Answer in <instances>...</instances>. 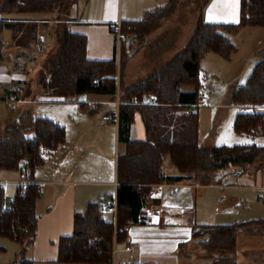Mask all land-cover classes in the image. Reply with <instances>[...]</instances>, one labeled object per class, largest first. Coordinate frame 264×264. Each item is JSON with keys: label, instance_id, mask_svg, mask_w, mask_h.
Returning <instances> with one entry per match:
<instances>
[{"label": "trees", "instance_id": "16d2710c", "mask_svg": "<svg viewBox=\"0 0 264 264\" xmlns=\"http://www.w3.org/2000/svg\"><path fill=\"white\" fill-rule=\"evenodd\" d=\"M180 0H161L146 9L138 19L120 20V31L131 41L129 33L142 35L169 17ZM68 0H1V14L9 12L46 13L64 6ZM10 23L0 18V59L5 42L1 32ZM248 26H264V0H240L239 19L235 23L207 22L198 17L183 47L166 63L142 80L121 88L119 127L126 128L137 110L146 137L126 141V149L116 159V215L112 220L104 214L103 198L87 203L83 212L73 215L72 231L57 241L58 262L112 264L114 243L125 242L128 220H135L145 201V194L155 183L173 178H188L196 184L210 182L214 172L238 166L243 170L263 164L264 146L251 144H216L206 147L198 141V115L186 108L200 101V61L209 52L229 59L235 46L228 36ZM113 30V25H111ZM36 26L27 24L25 32L14 34L17 44L28 48L36 36ZM58 48L41 65L37 84L42 94L74 100L85 92L113 95L118 88L117 64L113 56L107 60L89 59L85 53L86 36L57 24ZM114 31V30H113ZM28 34V35H27ZM191 85L192 89H183ZM119 89V88H118ZM147 97L155 102L144 103ZM230 102L245 106L233 119L237 133L256 134L264 129V114L256 106L264 105V53L260 54L242 83L235 84ZM66 141L64 127L46 116L22 111L10 119L0 132V170H20L28 182L18 183L13 196L5 199L0 181V236L15 241L18 249L9 264H33L26 250L34 240L38 214L35 210L40 185L33 182V170L45 162L46 156ZM176 171L165 172V161ZM29 174V175H27ZM253 224H264V218L228 224H197L193 236L207 238L201 242L203 254L215 257L214 263L235 264V238L238 232ZM0 248H3L0 246Z\"/></svg>", "mask_w": 264, "mask_h": 264}, {"label": "crops", "instance_id": "0c3cea01", "mask_svg": "<svg viewBox=\"0 0 264 264\" xmlns=\"http://www.w3.org/2000/svg\"><path fill=\"white\" fill-rule=\"evenodd\" d=\"M160 1L83 0L79 4L78 0H68L66 5L54 9L51 11L52 13L31 14L10 12L1 15L2 17L0 18L10 23H21L23 26L27 24L36 26V36L33 42L36 49H38V42L40 41L45 46V26L52 21L55 22L56 28L57 24L61 22L69 30L84 34L86 36L85 53L89 59L107 60L115 56L117 73L119 72L117 79L123 88L142 80L153 70L148 71L146 75L134 79L123 76L122 55L125 51L130 53V50L126 49V45L128 46L129 43L120 44L111 25L123 19H138L146 9L152 8ZM179 6L176 8L177 10L180 8ZM239 13L240 0H202L197 15L192 14V17H189V14L188 17H184L183 35L185 38L182 37L174 45L171 44V49L168 51L170 53L166 55L164 60H158L157 65L155 64V69L166 63L171 56H174L183 47L198 17L207 22L235 23L239 19ZM51 14L52 16H49ZM177 14L172 15L170 19H167V17L162 20L159 26L168 22L167 20H171ZM18 28L19 25L14 24L4 26L2 29V38L5 44H9L10 47L13 46V50L18 48L17 50L19 51L15 52L14 55L12 52H9L5 57L8 60L0 61V86L2 87L0 99L11 98L15 99L18 103H22L26 98L24 97L25 94L28 95V83H31V81L34 84L37 83L39 74H33V78L32 76L24 75V63L30 62L33 59L28 58V60L26 57L25 60L21 58L28 48L16 43L13 35L14 30L18 31L17 33L20 32ZM232 34H228L230 39H232ZM257 47L256 50L253 49L255 61L260 54L264 53V45H262L261 49H259L260 46ZM18 58L23 59V62L20 63H23L21 65L23 67H16ZM40 61L42 65L45 60L41 59ZM9 67L10 69H8ZM21 68L23 71L19 70ZM235 84L238 83L235 81L230 83L223 100L217 103L219 109H224L230 104H235L230 102V94ZM183 89H185L184 86ZM19 91L23 94L22 98L18 96L20 94ZM85 93L93 94V92ZM94 94L98 95V97L91 99V102L79 97L74 100H63L42 93L37 94L40 99L55 100L63 103L77 102V105H74V114L76 116H80L81 112L92 113L94 105L102 104V109L97 113L95 128L97 132L101 133V130L108 128L107 123L112 122L113 129L112 131L111 129L108 131H110L113 141L109 163L110 168L107 167L106 170H103L102 155L99 147L92 150L89 146L83 144V140L81 139L85 136L87 128L92 129V125L87 126V122H83L82 125L77 124V126H72V131L68 132L66 126L61 124V120L58 118L62 114L59 113L58 117L48 116V118L64 127L66 141L59 149L61 154L57 159H54L51 166L44 171L34 169L32 173L31 181L40 185L39 196L35 204V210L38 214L36 235L32 244L26 250V256L33 260V264H89L85 262H58L56 260L57 241L61 235L71 233L75 212H83L87 203L98 198L109 199L115 196L117 187L116 159L117 155L126 149L125 139L133 141L143 140L146 137L145 128L137 110L134 111L132 119L126 128L119 127L121 100L118 88H116V92L113 95L105 93ZM101 95L104 97H100ZM116 96L119 101L117 119L103 120V114L114 111ZM197 107L198 104H196L194 110ZM197 115H199L198 112ZM80 118H83V116ZM7 122L5 121L2 127ZM76 123H79L78 120ZM199 126L198 116V141L199 139H211L206 137ZM233 132L228 135L232 139L246 140L243 142L241 140H234L236 142L230 143L219 142L218 144L254 143L264 146V133L259 132L251 135ZM234 134L235 137H233ZM70 135L73 136L72 139H70ZM69 139L71 143L69 149H66ZM118 144L120 145L119 150ZM200 144L211 147L217 143L200 142ZM76 158L79 160L77 163H74ZM260 161L263 164L255 168L243 170V173L237 176H232L229 173V169L213 173L211 185H215L221 188V190L233 189V194H238V196L231 198L230 203L221 207L225 213L223 216L224 221L218 222L219 224L264 218V214L259 215L253 212L254 209L259 207L257 203H260V206L264 208V159L261 158ZM165 172L171 176L176 174V171L169 169H165ZM23 175L25 174L23 173ZM8 180L15 181L16 185L28 182L26 175L24 178L21 177L15 180L0 177L2 183ZM207 185L196 184L188 178L181 181L171 178L153 184L147 193L154 195L155 198H152V201L148 202V199L144 195L145 201L140 208L137 218L135 220H128L125 226V242L114 243L112 264H227L225 262L214 263V256L208 257L203 254L201 242L207 238L206 236H202L201 238L193 236V230L197 224L211 222L203 220L205 215H203L202 210L198 211L196 205L199 190ZM246 190L252 192L248 198L245 195H241ZM227 196L223 192L220 200H226ZM103 213L113 219L112 213ZM243 236L245 238L242 240ZM127 243H132L135 246L133 252L124 249ZM0 246L3 247L0 249H4V245ZM234 259L235 264H264V224H253L238 232L235 238Z\"/></svg>", "mask_w": 264, "mask_h": 264}, {"label": "rangeland", "instance_id": "374dc122", "mask_svg": "<svg viewBox=\"0 0 264 264\" xmlns=\"http://www.w3.org/2000/svg\"><path fill=\"white\" fill-rule=\"evenodd\" d=\"M78 2L80 4L83 2V0H78ZM201 2L202 0H180V3L178 4L180 5V8L178 10L176 9L167 19H170L172 15L178 13L177 16L171 18V20H167L168 22H165L160 26L158 24L149 32L142 35H134L129 33V35H131V41L129 42L128 46L126 45V49H129L130 53L125 51L122 55L121 61L123 65V76H125V78L134 79L146 75L150 70H154L155 66L157 65L156 63H158V60H164L166 58V55L170 53L168 51H170L171 49V44L174 45L176 41L184 37V17H188L189 14V17H192V14L197 15L200 9ZM49 16H52V14ZM57 30L58 28H56V24L54 21L48 23L45 26L44 33V40L46 41L45 46H43L42 41H40L38 42V49H36V47L34 48L35 43H32V45L28 47L26 53L21 58L25 59L27 57L26 59L29 58L33 60L24 63V71L22 70V68L19 69L24 72V75L32 76L33 74H39L41 70L40 60H46L49 55L54 54V52L57 51ZM19 31L20 32L17 33L18 31L14 30V34L17 36V34L24 33L25 26L20 27ZM231 38V41L235 46V50L231 54V57L229 59L222 58L214 52H209L200 61V87L201 89L209 90L210 94L207 99H200L196 111L199 114V127L202 128L203 133H205L206 137L211 138L199 139L201 143L216 142L218 144L219 142L230 143L236 142L234 140H241V142L246 140L232 139L228 135L229 133H234L232 123L235 114L238 111H242L247 108L237 104H230L224 109H219L217 103L220 100H223L231 82L235 81L237 83H242L248 77L255 62L253 49L256 50L258 48L257 46H260L259 49H261L262 45H264V26L241 28L233 32ZM13 48V46L10 47L9 44H5L3 57L0 59V61H7L8 59H6L5 57L9 52H12V54L14 55L15 52L19 51L17 50L18 48H16V50H13ZM172 57L173 56H171L169 59H171ZM21 58L17 59V68L23 65V63L20 64L21 62H23V59ZM37 68L38 70H36ZM8 69H10V67ZM28 84V95L25 94L24 97L26 98L24 102L18 103L15 99L11 98L0 99V132L5 121L7 122L10 119L16 118L22 111H30L34 116L41 115L47 117H58V115L62 114L58 118L59 120H61V124H64L66 126L68 132L72 131V126H77V124L82 125L83 122H87V126L92 125V129H86L85 136L81 138L83 140V144L89 146L92 150L96 149V147H99L102 155V169L106 170L107 167L110 168L109 163L113 139L110 131L108 130L111 129L112 131L113 123L108 122V128H106L105 130H101V133L97 132L95 128L97 113H99L102 109V104L94 105V110L92 113L81 112L80 116H76L74 114V107L77 105V102L73 101L63 103L55 100L40 99L37 95L42 92L39 85L37 83L34 84V82L32 81ZM118 88V91H120L122 88L119 81ZM184 88L188 90L192 89V86L185 85ZM1 90L2 87L0 86V91ZM19 93V98H22L23 94L21 93V91H19ZM102 96L103 95H101L100 97ZM78 97L80 99L88 100V102H91V99H93L94 97H98V95H95L94 93H81L78 95ZM82 116L83 118H80ZM77 120L79 123H76ZM260 133H264V129H262ZM233 137H235V134ZM72 138L73 136L70 135V139ZM70 139L68 141L66 149H69L71 143ZM119 148L120 145L118 144V150ZM59 149L60 148L48 154L46 156L45 163L41 166H37L35 169H39L38 171H44L49 166H51L54 159H57L61 154ZM263 156L264 151L261 153V157L264 159ZM78 160L79 159L76 158L74 160V163H77ZM164 168L166 170H174L168 160L165 161ZM0 177L15 180L21 177L24 178L25 175H23L20 170L2 169L0 170ZM211 181L212 178L210 182L207 183V186L199 190L200 192L197 198L196 205L198 211L202 210L203 215H205L203 220L211 221L204 222V224H219L218 222L224 221L223 216L225 213L223 212L221 207L230 203L231 198L238 196V194H233V189L221 190V188H218L215 185H211ZM3 185L5 199L7 200L13 196L16 189V183L15 181L8 180L7 182H4ZM223 192L228 195L226 197V200H220ZM251 193L252 192H250V190H246V192L244 191L241 195H245V197L248 198ZM152 198L155 197L151 194L149 202L152 201ZM146 203L148 202L146 201ZM257 204L259 205V207L253 210L254 214H264V208L260 206V203ZM244 238L245 236L242 237V240ZM0 245H4V249H0V264H8L9 260L14 257L18 245L15 241L1 236Z\"/></svg>", "mask_w": 264, "mask_h": 264}, {"label": "built area", "instance_id": "2783aa9c", "mask_svg": "<svg viewBox=\"0 0 264 264\" xmlns=\"http://www.w3.org/2000/svg\"><path fill=\"white\" fill-rule=\"evenodd\" d=\"M113 30H114V33H115V36H116V39L118 42H121L125 39V34L120 31L119 21H117L113 24ZM40 47H41V44H40ZM209 94H210L209 90L202 89L201 97L206 98L209 96ZM143 101L145 103H148V102L154 103L155 102L154 100H151L147 97H145L143 99ZM118 102L119 101L117 100V96H116V99L114 100V104H115L114 111H112L111 113L103 114L102 115L103 120H112V119L116 120L117 119ZM195 106H196V103H191L190 105L187 106L186 111L191 113L194 110ZM256 109L262 111V113L264 114V105L256 106ZM229 173L232 176H237V175L243 173V169L241 167L235 166V167H232L229 169ZM145 196L148 198V202H149L150 193H146ZM101 207H102V210L104 212L112 213V215H113L112 220L114 221L115 220V214H116V198H115V196L112 198H109V199H103L101 201ZM124 249L126 251L133 252L135 250V246L132 243H127V244H125ZM99 264H105V263H99Z\"/></svg>", "mask_w": 264, "mask_h": 264}, {"label": "water", "instance_id": "95a60500", "mask_svg": "<svg viewBox=\"0 0 264 264\" xmlns=\"http://www.w3.org/2000/svg\"><path fill=\"white\" fill-rule=\"evenodd\" d=\"M27 175H29V174H27Z\"/></svg>", "mask_w": 264, "mask_h": 264}]
</instances>
